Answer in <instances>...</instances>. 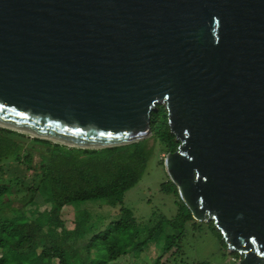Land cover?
Instances as JSON below:
<instances>
[{
    "label": "water",
    "instance_id": "95a60500",
    "mask_svg": "<svg viewBox=\"0 0 264 264\" xmlns=\"http://www.w3.org/2000/svg\"><path fill=\"white\" fill-rule=\"evenodd\" d=\"M156 104L192 219L264 264V0H0V127L116 146Z\"/></svg>",
    "mask_w": 264,
    "mask_h": 264
},
{
    "label": "trees",
    "instance_id": "16d2710c",
    "mask_svg": "<svg viewBox=\"0 0 264 264\" xmlns=\"http://www.w3.org/2000/svg\"><path fill=\"white\" fill-rule=\"evenodd\" d=\"M150 125L152 134L148 138L102 148L69 147L0 127V161L12 158L23 162L29 171L40 172L39 184L29 189L27 199L35 209H25L24 204L9 205L7 214L0 205V264H136L146 246L159 238L163 242L161 254H167L165 262L177 255V240L192 217L169 179L162 188L178 199L172 218L158 216L140 223L122 205L124 192L144 173L154 143L167 148L166 152L174 151L179 143L169 130L163 105L156 104L151 111ZM35 152L38 160L34 163ZM12 189L8 183L0 184V197ZM97 199L108 206H118V216L94 231L95 224L82 210L76 213L72 229L64 226L62 207ZM45 203L49 205L47 209L36 210ZM26 210L33 216L29 217ZM207 223L224 243L212 221ZM162 263L161 255L153 262Z\"/></svg>",
    "mask_w": 264,
    "mask_h": 264
},
{
    "label": "rangeland",
    "instance_id": "374dc122",
    "mask_svg": "<svg viewBox=\"0 0 264 264\" xmlns=\"http://www.w3.org/2000/svg\"><path fill=\"white\" fill-rule=\"evenodd\" d=\"M154 147L141 178L123 194L122 205L127 207L140 223H146L158 216L172 218L177 210V197L162 188V184L168 179L163 167V157L167 148H162L158 142L154 143ZM37 160L38 155L35 152L33 162L35 163ZM39 178V170L29 171L23 162L12 158L0 161V184L8 183L10 187H13L10 193L0 197V205L5 208V213H10L9 205L20 207L24 204L25 209H35L30 202H27V199L31 194L29 189H33L39 184ZM48 207V203H45L38 205L36 210L41 211ZM82 210L87 212L89 221L95 224L94 231L103 229L110 220L118 216V206H108L103 200L74 202L65 205L60 210L64 226L72 229L76 213ZM25 213L29 217L33 216L32 212L28 210ZM177 242L180 252L169 257L166 262L167 254H161L163 242L159 238L156 242L146 246L136 259V264H153L154 259L159 255H161L162 264H238L240 259V255H235L232 251L227 250L215 231L204 221L195 219L186 221Z\"/></svg>",
    "mask_w": 264,
    "mask_h": 264
}]
</instances>
